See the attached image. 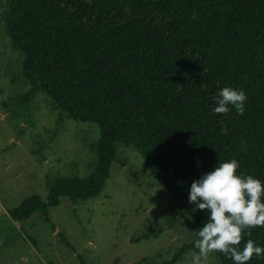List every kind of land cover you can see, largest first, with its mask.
Here are the masks:
<instances>
[{
    "label": "trees",
    "instance_id": "obj_1",
    "mask_svg": "<svg viewBox=\"0 0 264 264\" xmlns=\"http://www.w3.org/2000/svg\"><path fill=\"white\" fill-rule=\"evenodd\" d=\"M6 2L7 30L25 56L27 97L44 93L101 128L95 170L58 179L47 198L28 197L10 211L14 219L40 212L51 221L62 198L78 204L97 196L120 143L140 152L197 229L208 216L189 203L188 189L218 159L235 158L238 171L264 181V0ZM228 85L245 89L243 114L211 111ZM249 231L239 247L249 238L264 245V226Z\"/></svg>",
    "mask_w": 264,
    "mask_h": 264
},
{
    "label": "rangeland",
    "instance_id": "obj_2",
    "mask_svg": "<svg viewBox=\"0 0 264 264\" xmlns=\"http://www.w3.org/2000/svg\"><path fill=\"white\" fill-rule=\"evenodd\" d=\"M7 7L0 0V264H191L198 253L194 220L131 144L117 145L97 196L78 204L62 198L50 208L51 221L40 212L11 216L28 197L47 198L58 179L89 176L101 128L74 119L44 93L27 97L25 56L7 30ZM202 259L221 264L214 251Z\"/></svg>",
    "mask_w": 264,
    "mask_h": 264
},
{
    "label": "clouds",
    "instance_id": "obj_3",
    "mask_svg": "<svg viewBox=\"0 0 264 264\" xmlns=\"http://www.w3.org/2000/svg\"><path fill=\"white\" fill-rule=\"evenodd\" d=\"M247 93L244 88L231 85L220 88L215 95L213 113H227L234 108L238 114L245 111ZM235 158L219 160L214 167L192 181L188 201L196 209L205 210L208 219L195 230L198 239L191 264H203L213 251L223 252L233 264H246L253 256L264 259V245L249 238L239 247L250 229L264 226V181L238 171Z\"/></svg>",
    "mask_w": 264,
    "mask_h": 264
}]
</instances>
